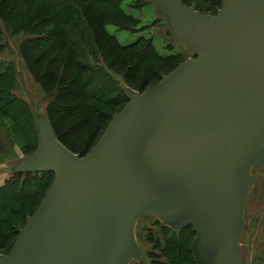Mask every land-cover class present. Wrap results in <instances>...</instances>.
Returning <instances> with one entry per match:
<instances>
[{
	"label": "water",
	"instance_id": "obj_1",
	"mask_svg": "<svg viewBox=\"0 0 264 264\" xmlns=\"http://www.w3.org/2000/svg\"><path fill=\"white\" fill-rule=\"evenodd\" d=\"M190 57L128 102L85 155L38 117L39 144L16 172L54 180L0 264H129L140 217L196 236V264H244L250 192L264 167V0L216 14L158 0Z\"/></svg>",
	"mask_w": 264,
	"mask_h": 264
},
{
	"label": "rangeland",
	"instance_id": "obj_2",
	"mask_svg": "<svg viewBox=\"0 0 264 264\" xmlns=\"http://www.w3.org/2000/svg\"><path fill=\"white\" fill-rule=\"evenodd\" d=\"M35 1L58 5L68 10L62 19L68 22L72 37L80 41L77 54L81 56L83 76L85 79H91L87 87L88 100L102 125V136L112 116L118 114L127 103L121 100V88L127 82L117 66H109L107 54L105 56L103 51L91 46L87 41V33L86 37L80 33L82 27L76 24L77 15L72 10L71 0ZM93 1L104 9L106 30L115 38L122 55L129 49L130 62L145 69L150 75L149 88L158 84L164 75L190 57L181 41L172 33L167 15L159 6L158 0ZM187 1L194 3L199 11L211 14H216L222 5L221 0ZM0 26L3 29L0 36V71L1 68L8 69L7 76H10L12 81L11 86L2 81L0 84L5 85L7 92L12 88L7 99L16 97L24 101L22 103L14 99L10 106L8 104L9 108L6 105L12 115L18 114L14 115L18 118L0 113V223L7 237V245L0 249V253L8 254L19 235V230L25 225L26 216L37 210L53 183V177L37 175L33 178L14 175V172L21 158L38 147L37 119L39 116L48 117L47 105L54 99V94L43 91L22 59L20 46L30 35L12 32L5 27L2 20ZM172 55H177L178 58H172ZM102 67L108 71L106 77L98 74V69ZM4 101L5 99L0 101V104ZM251 173L263 176L264 169L253 168ZM249 201L246 226L241 239L244 264H264V252L256 254L258 257L252 259L254 251L247 244L248 227H253L249 221L253 200ZM135 233L143 257L133 259L129 264H195L192 260L193 253L191 255L189 251L196 236L194 229L176 230L163 224L156 216L146 214L139 218Z\"/></svg>",
	"mask_w": 264,
	"mask_h": 264
},
{
	"label": "trees",
	"instance_id": "obj_3",
	"mask_svg": "<svg viewBox=\"0 0 264 264\" xmlns=\"http://www.w3.org/2000/svg\"><path fill=\"white\" fill-rule=\"evenodd\" d=\"M184 2L188 5L194 4L187 0ZM71 4L73 7L71 9L77 15L76 24L82 27L80 33L83 36L87 33V41L91 43V46L103 51L102 54L105 56L107 54L109 66L119 68L123 79L128 83L126 85L138 91L147 90L151 84L150 75L145 69L130 62L129 49L122 55L115 38L106 30L105 12L99 3L93 0H71ZM195 8L197 9L196 6ZM67 11L61 6L45 2L37 3L35 0H0V20L5 27L14 33L24 32L30 35L22 42L20 53L29 72L43 91L54 94V99L47 105V112L57 137L73 152L85 155L100 139L102 125L88 100L87 87L91 79H85L83 76L84 67L81 65V56L77 54L80 41L72 37L68 22L62 19ZM2 31L0 26V36ZM172 58L178 57L172 55ZM0 66H2L1 63ZM7 70L1 68L0 81L11 86L12 81L10 76H7L9 75ZM99 73L106 77L108 71L102 67L98 69ZM9 90L11 92L12 88ZM121 91L123 92L121 100L128 102L129 99L123 87ZM10 92H7L4 84H0V101L5 99V103L0 104V113L18 118L16 117L18 114L12 115L8 104L10 106L14 99L17 102L24 103V101L16 97L7 99L6 97L11 95ZM21 127L23 128V125ZM14 175L33 178L44 175V177H53L54 180V174L51 171H15ZM5 245H7V237L0 223V249ZM189 251L192 255L191 247ZM192 260L196 264L194 257Z\"/></svg>",
	"mask_w": 264,
	"mask_h": 264
},
{
	"label": "crops",
	"instance_id": "obj_4",
	"mask_svg": "<svg viewBox=\"0 0 264 264\" xmlns=\"http://www.w3.org/2000/svg\"><path fill=\"white\" fill-rule=\"evenodd\" d=\"M264 169V167H263ZM264 176V175H263ZM259 176L260 180L255 183L253 186L249 200H253V204L251 205V213L249 221L251 225H253L252 229L250 227L247 233V244L254 251V257L252 259L257 258L258 253L264 252V177ZM250 206V201H248L247 209ZM246 209V210H247ZM247 221V218H246ZM246 226V224H245ZM256 232V237H255Z\"/></svg>",
	"mask_w": 264,
	"mask_h": 264
}]
</instances>
